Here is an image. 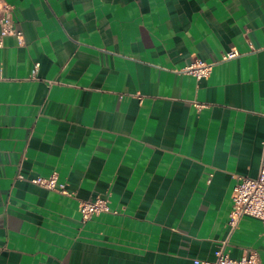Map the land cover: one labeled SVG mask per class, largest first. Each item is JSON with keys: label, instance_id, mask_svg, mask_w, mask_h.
I'll return each instance as SVG.
<instances>
[{"label": "crops", "instance_id": "0c3cea01", "mask_svg": "<svg viewBox=\"0 0 264 264\" xmlns=\"http://www.w3.org/2000/svg\"><path fill=\"white\" fill-rule=\"evenodd\" d=\"M6 1L0 264H264L261 220L228 224L264 148V0ZM52 172L68 194L31 181Z\"/></svg>", "mask_w": 264, "mask_h": 264}, {"label": "built area", "instance_id": "2783aa9c", "mask_svg": "<svg viewBox=\"0 0 264 264\" xmlns=\"http://www.w3.org/2000/svg\"><path fill=\"white\" fill-rule=\"evenodd\" d=\"M13 5L6 0H0V46L2 38L5 35H15L19 41H22V31L15 27L11 17ZM238 52L235 49L228 50L222 55V59L234 57ZM37 65V64H36ZM213 63L201 59H194L185 66V70L199 79L208 76L212 70ZM1 78V77H0ZM197 107L203 104L194 102ZM35 184L47 188L58 190L62 193H69L63 182L58 181L56 172L49 176H35L31 178ZM231 208L228 214V224L230 231L233 230L239 219L243 215L257 217L263 224L262 236L264 238V148L262 150L258 174L254 177L236 176V182L231 193ZM82 220L90 218L94 214L103 211H109V205L104 198H94L92 200H81L78 205ZM202 264H261V260L255 251H249L239 258L231 257L222 245L217 251L213 260H195Z\"/></svg>", "mask_w": 264, "mask_h": 264}]
</instances>
